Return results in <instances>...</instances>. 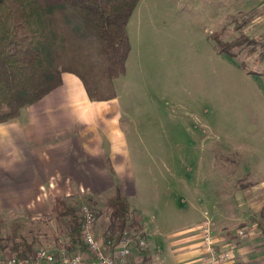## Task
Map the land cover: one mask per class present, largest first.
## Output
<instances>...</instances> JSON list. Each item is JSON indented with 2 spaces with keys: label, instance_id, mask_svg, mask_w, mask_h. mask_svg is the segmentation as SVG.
I'll return each mask as SVG.
<instances>
[{
  "label": "crops",
  "instance_id": "obj_1",
  "mask_svg": "<svg viewBox=\"0 0 264 264\" xmlns=\"http://www.w3.org/2000/svg\"><path fill=\"white\" fill-rule=\"evenodd\" d=\"M261 1L241 0L237 10L242 15V11L260 9ZM211 4L221 10L217 13L221 18L215 22L221 32L223 26L244 20L234 21L231 16L232 20L223 21L225 6ZM252 23H256L253 17L241 33L261 41L258 46L263 51L264 31L250 34ZM128 32L130 35L129 26ZM260 50L256 47L251 53L248 49L247 54ZM224 57L240 66L235 60L239 56ZM255 71L264 91V75ZM116 91V98L93 101L82 80L65 72L59 87L24 108L18 118L0 123V212L19 209L23 215H33L41 213L38 205L42 203L51 211L52 195L95 198L112 192V197L119 187L148 243L146 250L134 249L131 264H204L199 228L204 217L214 221L223 245L232 247V264H264V132L226 135L199 120L191 134L193 143L185 146L180 142V150L193 153V163L182 168L196 171L191 182L181 178V192L176 191L175 200L168 196L166 204L178 208L180 225L167 229L173 219L168 214L158 215V222L155 216L150 220L141 215L145 208L139 201L147 196H140V190L133 202L135 190L131 188L139 180L144 192L143 179L133 168L135 153L121 126L117 87ZM201 127L209 129L208 136H203ZM240 226H249L248 235L237 234Z\"/></svg>",
  "mask_w": 264,
  "mask_h": 264
},
{
  "label": "rangeland",
  "instance_id": "obj_2",
  "mask_svg": "<svg viewBox=\"0 0 264 264\" xmlns=\"http://www.w3.org/2000/svg\"><path fill=\"white\" fill-rule=\"evenodd\" d=\"M218 2L226 9L223 21L232 20L231 16L234 21L253 17L256 23L249 25L250 34L264 31L261 10L242 11L240 15L237 8L241 0H141L128 24L133 48L126 73L115 80L121 126L135 153L133 168L143 179L144 192L136 180L132 201L135 203L140 190V196H147L139 201L145 208L141 215L152 220L168 214L173 219L167 229L180 225L178 208L166 204L168 196L175 200L176 191L181 192V178L191 182L196 171L182 168L193 163V153L180 150V142L185 146L193 143L191 134L196 132L197 122L205 121L212 130L226 135L264 132V91L256 74L246 70H259L264 75V63L254 64L258 53L248 55V46L233 58L240 66L224 57L219 39L229 41L239 36L242 28L235 22L219 30L221 26L215 22L221 18L217 16L221 10L211 4ZM253 46L261 49L257 43ZM201 129L203 136H208L209 129ZM110 193L95 197L96 204L85 201L102 213L95 225L100 238L110 222L106 205ZM84 197L73 195L69 200L78 204ZM43 206L45 203L39 204L41 213L33 215H23L19 209L0 212V245L24 238L33 251L55 250L61 238L69 241L68 219L54 217ZM1 246L0 255H10L9 249Z\"/></svg>",
  "mask_w": 264,
  "mask_h": 264
},
{
  "label": "trees",
  "instance_id": "obj_3",
  "mask_svg": "<svg viewBox=\"0 0 264 264\" xmlns=\"http://www.w3.org/2000/svg\"><path fill=\"white\" fill-rule=\"evenodd\" d=\"M140 1L0 0V123L18 118L24 108L59 87L65 72L82 80L91 100L116 98L115 80L126 73L132 50L128 24ZM246 24L242 20L238 25L243 28ZM256 43L261 41L241 33L229 41L219 39V49L237 57L245 46L253 53ZM253 60L256 66L263 64L264 50ZM84 199L96 204L93 197ZM51 205L54 217L68 219L70 244H80L79 249L87 252L81 239L80 202L52 195ZM106 205L110 211L104 233L108 247H113L125 230H142L131 217V203L119 187ZM95 211L99 218L101 211ZM1 247L19 257L33 252L32 244L24 238L9 240Z\"/></svg>",
  "mask_w": 264,
  "mask_h": 264
},
{
  "label": "built area",
  "instance_id": "obj_4",
  "mask_svg": "<svg viewBox=\"0 0 264 264\" xmlns=\"http://www.w3.org/2000/svg\"><path fill=\"white\" fill-rule=\"evenodd\" d=\"M264 14V0L260 3ZM81 216V239L87 248L91 260L79 249L80 244L72 246L66 237L61 238L59 247L38 249L26 257L15 255H0V264H131L130 258L135 248L146 250L148 243L145 234L137 228L127 229L113 247H108L104 239L96 234V211L88 203L81 201L79 205ZM201 231L202 262L204 264H232L234 255L232 247L223 245L222 238L215 229L214 221L204 217L199 222ZM249 226H240L237 234L248 235ZM93 258V259H92ZM246 264H262L260 261Z\"/></svg>",
  "mask_w": 264,
  "mask_h": 264
}]
</instances>
